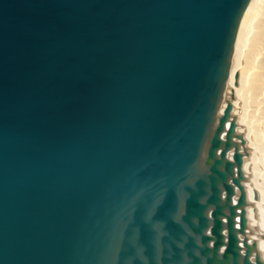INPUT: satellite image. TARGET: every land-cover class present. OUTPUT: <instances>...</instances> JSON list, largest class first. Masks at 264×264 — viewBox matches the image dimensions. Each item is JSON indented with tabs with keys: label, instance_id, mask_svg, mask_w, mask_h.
Instances as JSON below:
<instances>
[{
	"label": "water",
	"instance_id": "obj_1",
	"mask_svg": "<svg viewBox=\"0 0 264 264\" xmlns=\"http://www.w3.org/2000/svg\"><path fill=\"white\" fill-rule=\"evenodd\" d=\"M250 1L0 0V264H264L225 98Z\"/></svg>",
	"mask_w": 264,
	"mask_h": 264
},
{
	"label": "bare ground",
	"instance_id": "obj_2",
	"mask_svg": "<svg viewBox=\"0 0 264 264\" xmlns=\"http://www.w3.org/2000/svg\"><path fill=\"white\" fill-rule=\"evenodd\" d=\"M225 98L232 102V114L237 117V132L244 136L249 151L243 165L247 175L244 185L249 202L248 235L250 240L257 241L264 260V223L261 222V216L264 220V183H261L263 180L259 182V175L254 173L258 162L256 153L262 155L264 151V0H251L242 17ZM225 106L224 100L222 110ZM250 111L258 112L260 127H252Z\"/></svg>",
	"mask_w": 264,
	"mask_h": 264
},
{
	"label": "rangeland",
	"instance_id": "obj_3",
	"mask_svg": "<svg viewBox=\"0 0 264 264\" xmlns=\"http://www.w3.org/2000/svg\"><path fill=\"white\" fill-rule=\"evenodd\" d=\"M249 107H250L249 109H252L251 106H249ZM253 108H254V107H253ZM252 112H254V111H252ZM255 113H256V114H255ZM251 114H253V115H251ZM254 115H255V116H254ZM250 116H251V117H250V120H251V123H252V127H253V128H254V127H258V126L260 127V122H259L260 119L258 118V116H259L258 112L251 113V111H250ZM252 118H253V119H252ZM256 119H257V121L259 122V125L257 124L258 122L256 121ZM258 119H259V120H258ZM252 121H253V122H252ZM253 124H254V125H253ZM263 140H264V139H263ZM263 140H262V142H264ZM263 154H264V151H262V155H261V153H259V154L256 153V156H257L258 158L261 157V156H262V157L259 158V159L257 158V161H258V162L260 161V162H259V163L257 162L258 164L256 163V165H257L258 167L256 166V169H257V170L254 171V173H255L257 176H258V175H259V176L261 175L260 177H262V178L260 179V177L258 176V179H259V182L263 180V181L261 182L262 184L264 183V179H263V178H264V176H263L264 174H262V173H264V171H263V170H264V157H263ZM259 155H261V156H259ZM262 160H263V163H262ZM260 166H261V167H260ZM261 168H262V169H261ZM256 171H258L260 174H259L258 172H256ZM261 220H262V221H261ZM261 220H260V221H261L262 223H264V222H263V221H264V220H263V216H261Z\"/></svg>",
	"mask_w": 264,
	"mask_h": 264
}]
</instances>
